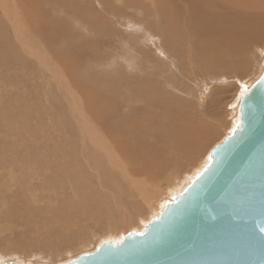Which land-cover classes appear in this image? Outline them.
Segmentation results:
<instances>
[{
	"label": "rangeland",
	"instance_id": "1",
	"mask_svg": "<svg viewBox=\"0 0 264 264\" xmlns=\"http://www.w3.org/2000/svg\"><path fill=\"white\" fill-rule=\"evenodd\" d=\"M191 1L0 0V264H61L103 242L119 241L129 231H141L155 218L151 209L157 206L161 212L183 192L210 162L211 149L231 134L240 121L242 96L263 75L264 37L253 43L261 45V54L250 51L258 60L247 70L225 69V62H233L224 51L208 62L211 51L201 49L197 35L185 27L192 21L189 6L196 12ZM219 4L213 9L235 8V14H242L241 7L224 0ZM163 8L168 16L182 18L177 16L182 23L174 35L179 40L182 34L189 46L184 41L172 49L178 43L168 39ZM24 14L42 20L48 38H41ZM13 19H20L19 35ZM250 53L243 55L249 59ZM90 90L111 100L113 115L106 123H138L131 156L108 140L105 123L91 112L85 93ZM190 125L210 128L209 141L200 148L198 140L173 143L175 133ZM99 139L113 150L106 163L110 184L89 160L92 150L105 153L104 146L94 144ZM68 145L74 159L67 158ZM172 161L191 162L176 168L181 173L177 180L169 175L173 181L166 169ZM80 181L87 198L77 194L83 193ZM140 187L147 195L158 190L153 206L146 195L142 200ZM78 196L86 200V210L97 199L120 197L123 218L95 222L78 205L70 207ZM61 212L64 216L57 217Z\"/></svg>",
	"mask_w": 264,
	"mask_h": 264
},
{
	"label": "water",
	"instance_id": "2",
	"mask_svg": "<svg viewBox=\"0 0 264 264\" xmlns=\"http://www.w3.org/2000/svg\"><path fill=\"white\" fill-rule=\"evenodd\" d=\"M239 110L207 167L143 230L61 264H264V72Z\"/></svg>",
	"mask_w": 264,
	"mask_h": 264
},
{
	"label": "bare ground",
	"instance_id": "3",
	"mask_svg": "<svg viewBox=\"0 0 264 264\" xmlns=\"http://www.w3.org/2000/svg\"><path fill=\"white\" fill-rule=\"evenodd\" d=\"M224 1L227 2V3H231L232 6L233 5L236 6V9L238 7H241L242 14H240V16L238 14H235V12H233L235 10L234 7H233L234 8L233 11H230V10H224V11H222V10L221 11L214 10L213 7H212V5L213 6L215 5L216 7L221 6L219 4V0L216 1V2L214 0H192L191 2L194 3V5H193V3H192V5L195 8L196 12L195 11L193 12L191 6H189L188 12H191L192 13V16L190 18V20H192V21L190 22V21L187 20L185 22V27H188L189 26L190 27V33L191 34L193 33L194 36L197 35L198 41L201 43V47H200L201 49H203V50H208L209 49L211 51L210 53H208L206 55V58L207 59L205 58V60H207L208 62H211L216 55H218V54H220L221 52L224 51L225 52V55L226 56H230L231 57V61L233 62L232 64H230V62H227V63L225 62V64H224L225 67L224 68L227 69V70H229V69H231L230 66L231 65H234V66H237L240 69V71H241V66H242V68H243V66L245 67L246 65L252 66V63L256 61L255 59L258 60V58H256L255 55L251 54L250 51H253V49L256 48V46H255L256 44L253 45L254 42H256V41H263V40L258 35V33L260 32V29H258L257 26H255L256 25L255 19L254 18H249V15L250 16L252 15L253 10L257 11L258 9H260L261 7H263L264 6V0H224ZM163 2L165 4L167 2V0H163ZM205 2H208L209 5H203V4H201V3H205ZM164 6H166V5H164ZM6 7H7V5H6ZM243 10H245L246 12H243ZM165 11H166V9L163 8L162 9L163 16H164V14H165V16H167V18L165 17V19H166L165 21H166V30H167L166 33L168 34V39L169 40L170 39L177 40V36L174 35V34H177L179 32L177 26H179L178 24H181L182 22L177 23V16L178 15H176L175 13L173 15H171V16H168L166 13H164ZM178 11H179V9H178ZM245 14H248V16L245 17ZM255 14H256V12H255ZM24 17H25V20L27 21V24L29 26L33 27V29L36 32H38L40 35L42 34L43 36H46L45 39L48 38V35L49 34H48V32L46 30L43 29L44 23H43L42 20H40V19H34L33 16H32V14H30L28 16V19L26 18L25 14H24ZM178 18H181V17L178 16ZM13 20H14V22H13L14 29L16 31L15 34L16 35H19L21 33V30H20V27H18V25L16 23L20 19L19 20L18 19H13ZM181 21H182V18H181ZM250 21H252L251 26H250ZM219 28H220V30H219ZM0 32H3V29L2 28H0ZM42 35H41V38L44 39V37ZM180 36H181L182 39L179 38V40H177V42H176L178 44L173 45L172 46V49H177V48L180 49V47H182V43L184 41H185L184 43L186 45H188V46L190 45L191 41H187L182 36V34ZM179 45H180V47H179ZM223 48H224V50H223ZM246 51L251 54L250 55L251 57L249 56L251 60L248 59V58L246 59V57L243 55ZM7 53H8V50H7ZM205 60H203V62ZM243 60L244 61L247 60V63L249 62V64L244 63ZM228 63H229V65H228ZM246 70H247V66H246ZM152 85L149 86V93H151L150 88H152L151 87ZM90 91H88V92L86 91L85 93H87L86 95H87L88 100L91 101V103H90L92 105V106H90L91 112L93 114L97 115L98 118L96 120H97L98 123H100V122L105 123L104 127H106L105 129L109 132V136H108L109 138H108V140L110 141V138H113L114 141H115L116 147L119 149L118 151H122L124 154H126L128 156H131V154H133L136 151V150L132 149V145L136 142L135 139L137 140L138 137H139L138 134H135L133 132V131H135V127H138V125H137L138 123L135 122V121H133V122L129 121L127 123H114V122H112V123H106V117L113 115V109H112L113 106L111 104V100L108 99L105 95H103L102 93H100V92H98L96 90H90ZM221 91H222V89H221ZM150 96H151V98H155L156 97V96L155 97L152 96V94ZM104 113H105V115H104ZM239 113H240V110H239ZM100 114H101V116H100ZM239 123H240V121H238L235 124L236 125L235 128H237V126L239 125ZM190 126L191 127L187 126L186 128H181L182 129V132L181 133H175L176 137L173 140V143L174 144H176V145H179V144H187V143H190L189 141L198 140V147L200 148L201 145H204L205 143H207V141H209L208 138L212 134L211 131H210V128H208L205 125H202V126H200V125H190ZM87 128H89V127H87ZM235 128L234 129L231 128V129L234 131ZM131 135H134L135 138L134 139L133 138L129 139V136H131ZM113 139H111V140H113ZM112 143H113V141H112ZM94 144L96 146H98V147L104 146L103 147V151L105 153L101 154V152H99V151L94 152L92 150L91 152H89V158H90L89 160H90L92 166L94 167V169L97 170L98 172H101V174L104 175L103 178H105L104 181H106L107 180L106 178L108 176H110V175H108L107 177H105V175H107V173L110 174V170L108 169L106 163L109 164V159L111 157H113L112 156L113 150L110 149L111 150V153H110V151H108L109 149L107 150L106 145H104V141L102 139L96 140L94 142ZM138 145L139 146L141 145V141L138 142ZM136 146L137 145H135V147ZM104 148L108 152L105 151ZM67 153L70 155L67 158L75 157L74 154H73V151H72V146H69L68 147ZM209 157H210V153H209ZM54 159H57V158H54ZM54 159H52V160H54ZM72 159H74V158H72ZM68 161H69V159H68ZM188 163H191V162H184V163L181 164V163H176L175 161L174 162L172 161V162L168 163V165L166 167V169L168 170L167 171L168 172L167 175L168 176L171 175L174 180H177L181 173H180L179 170H176V168H179L180 166L185 165V164L187 165ZM207 165L203 168V170L207 167ZM56 168L58 169L57 166H56ZM81 170L83 172L84 169L82 168ZM195 171H197L196 168H195L194 172ZM64 172H66V170ZM79 172L81 173L80 170H79ZM194 172L192 170L191 174L192 173L195 174ZM83 173L81 174V178L83 176ZM197 174L198 173H196L195 176ZM70 175H73V174H70ZM76 175L78 176V174H76ZM182 175H185V174L183 173ZM60 176H62V175L59 174V177ZM195 176H193V177H195ZM169 178H170V176H169ZM56 179L58 180V178H56ZM73 179L77 181L78 180V177H77V179L76 178H73ZM170 179L173 181L172 178H170ZM170 179H168V180H170ZM194 179L192 181H194ZM49 180H50V178H49ZM80 180L82 181V179H80ZM58 181L61 182V179L58 180ZM81 181H80V184L78 185V188L80 186H83L81 184L82 183ZM104 181H102V182H104ZM107 181H108V184H110V182H109L110 181V177H108V180ZM192 181H191V183H192ZM77 184L78 183H76V187H77ZM52 185H54V184H52ZM86 185H88V184L86 183ZM87 187H85L84 189L86 190ZM78 188H77L78 191H81L82 190V187H80L81 190H79L80 188L79 189ZM186 188H185V190H186ZM143 190H144L143 187H140L139 190H138L139 195L143 196V199L142 200L145 199V195H146V199L149 197V200H148L149 201V205L148 206H150V207L153 206L154 199H155L154 197H156V194L158 193V190L155 189L154 191L149 192L150 193V195L148 193L149 196L147 195V193L145 192V190L144 191ZM82 192L83 193L77 192V194L79 193L80 194L79 196H82V195L85 194L84 190H82ZM168 192H170V191H168ZM183 192H181V193H183ZM181 193H179V194H181ZM97 195L98 194H96V195L94 194V196H97ZM84 196H86V198H87V195H84ZM94 196H92V197H94ZM82 197H79V198H81L80 200H83ZM97 197H102V196H97ZM175 197H174V199H175ZM86 198H84V199H86ZM88 198H89V196H88ZM100 199H97L96 200L97 203L93 207L91 206L92 209H90V210H86L85 209V206H87V204L84 205L83 203H86V200L85 201L83 200V202H82V201H80L77 198V204L75 203L76 201L74 203H72L71 205H70L69 202L68 203H69L70 207L71 206H73V207H78L79 206V208L82 210V212L85 213V215H87V216L95 219L96 220L95 222H98V223H100L102 221H106V220L109 221L110 219L123 218L124 211H122V209H125V206H122V203L123 202H122V199L120 197L114 196L113 199L111 200L112 203L108 201L109 198H106L105 200L103 199L102 202L99 201ZM148 201H146V202H148ZM164 206H165V204H164ZM156 208H157V206L155 208L153 207L151 209V213H152V215H154V217H158V215L161 214V212L163 210V208H162V210L160 212V211H157ZM61 211H63V208H62ZM64 213L61 212L60 215L57 216V217H59V218L60 217H63L64 216ZM104 219H106V220H104ZM131 232H136V231H129L128 233H131ZM128 233H126V234H128ZM126 234L124 236H126ZM124 236H123V238H124Z\"/></svg>",
	"mask_w": 264,
	"mask_h": 264
},
{
	"label": "crops",
	"instance_id": "4",
	"mask_svg": "<svg viewBox=\"0 0 264 264\" xmlns=\"http://www.w3.org/2000/svg\"><path fill=\"white\" fill-rule=\"evenodd\" d=\"M255 12H256V14H255ZM249 18H254L255 19V21H256V25L255 26H257V28L260 29V32L258 33V35L261 38L264 37V31H263L264 30V6L262 8H260V9H258L257 11H253L252 15L251 16L249 15ZM251 24H252V21H250V26H251ZM257 47L258 48H256V52L260 55L261 53L259 51H260V48H262V47H261L260 44H258ZM263 53H262V55H263Z\"/></svg>",
	"mask_w": 264,
	"mask_h": 264
}]
</instances>
